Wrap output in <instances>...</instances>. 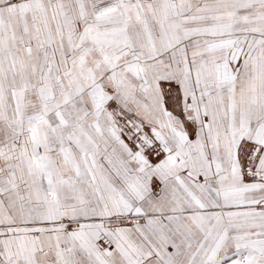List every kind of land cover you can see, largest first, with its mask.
Here are the masks:
<instances>
[{
	"label": "snow or ice",
	"instance_id": "snow-or-ice-1",
	"mask_svg": "<svg viewBox=\"0 0 264 264\" xmlns=\"http://www.w3.org/2000/svg\"><path fill=\"white\" fill-rule=\"evenodd\" d=\"M0 264H264V0H0Z\"/></svg>",
	"mask_w": 264,
	"mask_h": 264
}]
</instances>
